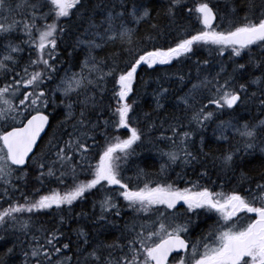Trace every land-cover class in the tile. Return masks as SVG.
<instances>
[{"label": "snow or ice", "instance_id": "obj_1", "mask_svg": "<svg viewBox=\"0 0 264 264\" xmlns=\"http://www.w3.org/2000/svg\"><path fill=\"white\" fill-rule=\"evenodd\" d=\"M0 264H264V0H0Z\"/></svg>", "mask_w": 264, "mask_h": 264}, {"label": "trees", "instance_id": "obj_2", "mask_svg": "<svg viewBox=\"0 0 264 264\" xmlns=\"http://www.w3.org/2000/svg\"><path fill=\"white\" fill-rule=\"evenodd\" d=\"M159 2H160V0H156V3H157V4H159ZM193 3H195V0H189V4H193ZM158 43H159L160 45L166 47V46L170 43V38H162ZM198 55H200V56L202 57V56L207 55V52H205V51H201L200 53H198ZM187 63H190V61H188ZM65 66H67V65H65ZM158 67H165V66H158ZM76 70H78V69H76ZM140 75H141V76L144 75L143 71L140 72ZM106 102H107V101H106ZM142 103L144 104V108H145V110H147L148 105L151 104V97H150V96L145 97V100H144ZM61 112H62L61 109H57L56 111H53L52 109H48V114H49L50 117H51V127H49V128L46 130V133L42 136L41 141H39V145H40V146H42L43 143L47 141V139H48V135L51 134L52 128L55 127L57 120L61 118ZM121 131H122L123 133H125V135H126V130H121ZM209 135H210V133H209ZM153 159H154V155H153V153H150V152L145 151V153L143 154V156H139V157H135V158H134V162L132 163V165H131V167H130V170L128 171L127 174H128V175H131V171L134 170V168H135V164H136V163H139V162H141V161H146V162H149V163H150ZM253 162L258 164V163H259V158H257V159L254 160ZM209 168H210V170H211V165H210V164H209ZM173 175H174V174H173ZM213 179H216L215 174H213ZM179 183H180V186H181V187L184 186V184H183L182 181L179 182ZM221 183H224V182H223V181H218L216 185H209V186L214 187L215 190H220L219 186H220ZM51 186H52V187H55L56 185H55V183L53 182V183L51 184ZM231 187H232V185H229V184L225 183V189H224V190H225V191H228V190L231 189ZM214 219H215V217H213L212 219H210V220L208 221V223H209V224L212 223V222L214 221ZM199 230H200V229H197L196 231H199Z\"/></svg>", "mask_w": 264, "mask_h": 264}, {"label": "flooded vegetation", "instance_id": "obj_3", "mask_svg": "<svg viewBox=\"0 0 264 264\" xmlns=\"http://www.w3.org/2000/svg\"><path fill=\"white\" fill-rule=\"evenodd\" d=\"M84 207L85 208H88L89 207V202H85ZM79 210H80V208H79V206H77V211H79Z\"/></svg>", "mask_w": 264, "mask_h": 264}, {"label": "rangeland", "instance_id": "obj_4", "mask_svg": "<svg viewBox=\"0 0 264 264\" xmlns=\"http://www.w3.org/2000/svg\"><path fill=\"white\" fill-rule=\"evenodd\" d=\"M229 185H231V184H229ZM205 227H206V225H205ZM199 233H200V230H199V231H196V232L194 233V236H195V235H199Z\"/></svg>", "mask_w": 264, "mask_h": 264}, {"label": "bare ground", "instance_id": "obj_5", "mask_svg": "<svg viewBox=\"0 0 264 264\" xmlns=\"http://www.w3.org/2000/svg\"><path fill=\"white\" fill-rule=\"evenodd\" d=\"M47 130V129H46ZM45 133H42V136L44 135ZM39 143V142H38Z\"/></svg>", "mask_w": 264, "mask_h": 264}]
</instances>
